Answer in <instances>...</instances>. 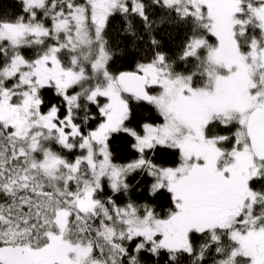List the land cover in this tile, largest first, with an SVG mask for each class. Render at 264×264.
<instances>
[{"label":"snow or ice","instance_id":"1","mask_svg":"<svg viewBox=\"0 0 264 264\" xmlns=\"http://www.w3.org/2000/svg\"><path fill=\"white\" fill-rule=\"evenodd\" d=\"M0 264H264V0H0Z\"/></svg>","mask_w":264,"mask_h":264}]
</instances>
